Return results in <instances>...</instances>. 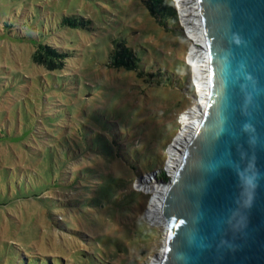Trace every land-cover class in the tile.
Masks as SVG:
<instances>
[{
	"label": "rangeland",
	"instance_id": "1",
	"mask_svg": "<svg viewBox=\"0 0 264 264\" xmlns=\"http://www.w3.org/2000/svg\"><path fill=\"white\" fill-rule=\"evenodd\" d=\"M122 4L119 0H0V127L10 128L12 135L18 125L30 127L46 121L49 114L55 122L60 117L77 123L76 128L86 125L106 132L113 121L126 133L129 123L133 130L129 137L136 138V145L149 157L153 146L163 145L177 133L180 115L197 96L191 69L188 66L186 77L181 61L192 44L187 29L182 27L183 35L179 34L177 24H161L144 9ZM73 14L89 17L92 25L60 24ZM129 32L137 54L147 55L139 70L131 73L109 64L112 46ZM38 41L72 51L67 72L48 73L32 61ZM149 72L158 78L152 84L147 83ZM38 126L44 138L46 130ZM124 142L128 151L132 149ZM127 147L89 148L72 164L68 176L77 182L76 172H81L77 182L81 189L54 191L52 186L44 192L71 197L74 204L51 207L46 201L15 195L2 201L0 193V264H151L164 243L165 230L146 218L152 196L136 186L150 178L167 180L160 169L136 173L133 179L127 158L134 154H124ZM0 157L14 165L32 166L36 160L32 151L15 143L0 142ZM92 172L111 179L106 184L109 196L86 194L84 185H94L89 191L101 187L84 178ZM10 173L15 177L18 170ZM0 179L4 189L6 180ZM21 186L27 189L29 184Z\"/></svg>",
	"mask_w": 264,
	"mask_h": 264
},
{
	"label": "water",
	"instance_id": "2",
	"mask_svg": "<svg viewBox=\"0 0 264 264\" xmlns=\"http://www.w3.org/2000/svg\"><path fill=\"white\" fill-rule=\"evenodd\" d=\"M197 2L208 99L166 181L161 264H264V0Z\"/></svg>",
	"mask_w": 264,
	"mask_h": 264
},
{
	"label": "trees",
	"instance_id": "3",
	"mask_svg": "<svg viewBox=\"0 0 264 264\" xmlns=\"http://www.w3.org/2000/svg\"><path fill=\"white\" fill-rule=\"evenodd\" d=\"M119 1L123 3L122 5L126 4V7L128 6L129 9H132L134 7L144 9L161 24L168 25L167 22L169 21L177 24V27H174L175 30L179 34L183 35V32L181 30L182 28L178 22L173 0ZM60 24L71 26L84 25L90 27L92 25V20L89 17L79 18L78 15L73 14L69 17H63L60 21ZM130 29L129 31H131ZM110 53L112 58L109 61V64L114 65L117 68H121L129 73L138 71L139 66L143 63V60L147 61L146 54H137L133 42V35L131 34V32L128 33V36L127 38H125V40H122L117 44L114 43ZM72 55V51L68 48H64L46 41H38V43L34 45V50L32 51L31 58L34 63L42 65L48 73H53L56 71L64 74L65 72H67V68H69L68 59ZM181 61L182 64L186 67V70L184 71L185 76L188 77V65L185 63L184 59H182ZM159 73H161V70L158 71V74ZM149 75L150 76H148L147 83L152 84L156 80H158L154 72H149ZM175 84L177 86H181L180 80L175 79ZM190 90L193 91V88H191ZM51 116L52 115L49 114L46 117V121H38L32 126L29 125L30 127L23 125V127L20 128V126L18 125L13 129L12 135L9 132L11 130L10 128L2 126L0 127L1 143H15L17 148H26L32 151L36 157V162L33 161L34 164L32 166L29 164L27 165L24 162L22 163V165H14L12 162L9 163V158L4 157L3 159L2 157H0V176H2L3 179L6 180L7 184L4 189L0 188L2 201L9 200L15 195L14 197L17 198L30 197L42 202L46 201L51 207L62 206L65 204H74L71 197L63 198L58 195H48L44 192L50 190L52 186H56L53 189L54 191H78L79 189H81V187L77 184L79 178L82 176L81 172H76L75 177L77 178V182L72 181L68 177L72 173L71 166L75 161H77L78 157H80V155L89 148L92 150L100 151L101 147L106 146L109 147V149H111L112 151L114 144H117L124 149V147H127L124 141H128L129 144H132V149L128 151V147L127 149L125 148L126 150L124 154H127L128 152H132L134 154L133 156L131 155L127 158L128 162L131 164L130 170L132 171L133 179L136 178V173L141 174L156 169H160L159 174L164 180L168 179V176L165 175L164 171L162 170V166L165 161L164 155H166L165 151L163 153V150L167 148L171 138L176 133V130L171 137H168L164 141L163 145L153 146L151 156L149 157L148 155L146 156L145 151L140 146L136 145V138L131 139L129 137L130 131L133 132L129 123L125 125V128L127 130L126 133H123L122 128L113 121L110 132H106L100 128L94 129L86 125L80 128H76L75 125L77 123H71L67 119L61 120L59 119L60 117L57 118V122H55L54 120H52ZM172 123L177 124V121L173 120ZM39 124L43 125V129L46 130V135L44 138L40 134L43 132H39ZM37 142L41 143V145L36 146L35 143ZM5 159L7 160L4 162ZM55 164H57V167L55 166ZM14 169H17L18 173L15 177L11 178L10 176L12 175V173H10V171H14ZM84 178H90L88 182L95 183V185H101L99 189L91 191H89V189L94 185L83 186L86 187V190H88L86 191V194L91 193L92 198L94 197L100 199V197L102 196L110 195L108 192L109 185H106L109 183V181H111L109 177L106 178L104 175L92 172L90 176H86ZM10 179L12 181H10ZM132 182L133 180H131V184ZM27 183L30 187L28 186L27 189H23L21 185L23 184L26 186ZM11 184L15 189V191L13 190V192L11 191ZM131 189L140 192L133 187ZM144 195V199H146V194L144 193ZM98 201L100 200H97V204H99ZM142 223L146 226L144 222ZM142 253H146V248L142 249ZM5 257L6 256H4V258Z\"/></svg>",
	"mask_w": 264,
	"mask_h": 264
},
{
	"label": "bare ground",
	"instance_id": "4",
	"mask_svg": "<svg viewBox=\"0 0 264 264\" xmlns=\"http://www.w3.org/2000/svg\"><path fill=\"white\" fill-rule=\"evenodd\" d=\"M182 11V21L187 29L188 37L192 41L188 50V60L192 67V74L197 85V96L192 106L181 116V126L170 142L166 169L173 176L183 157V150L194 133L203 114V108L208 99V51L206 48L205 36L202 29V22L199 16L197 0H177ZM167 182L150 178L145 183H137L136 188L149 193L151 200L146 207V218L152 224L167 228V220L162 213V198L167 189ZM164 239V238H163ZM157 255L151 264H161L165 244L158 248Z\"/></svg>",
	"mask_w": 264,
	"mask_h": 264
},
{
	"label": "built area",
	"instance_id": "5",
	"mask_svg": "<svg viewBox=\"0 0 264 264\" xmlns=\"http://www.w3.org/2000/svg\"><path fill=\"white\" fill-rule=\"evenodd\" d=\"M173 2H174V8H175V11H176V14H177V18H178V22H179V25L181 26V28L183 27L184 29H185V25H184V23H183V21H182V11H181V8H180V6L178 5V2H177V0H173ZM197 7H198V2H197ZM198 10H199V8H198ZM199 16H200V13H199ZM186 32H187V30H186ZM187 35H188V32H187ZM192 45V44H191ZM185 62H186V64L190 67V69H191V72L193 71L192 70V67H191V65H190V63H189V60H188V51H187V53H186V57H185ZM192 84H193V86H194V89H195V92H196V94H197V85H196V83H195V81H194V77H193V74H192ZM189 107H187L183 112H182V114L188 109ZM182 114L180 115V117H179V126H181V116H182ZM179 130V129H178ZM178 132V131H177ZM177 134V133H176ZM175 137V136H174ZM174 137H173V139H174ZM168 148H169V145L167 146V150H168ZM165 154L167 155V157H168V151H167V153L165 152ZM166 162H167V159H165V161H164V167H163V171L164 172H166V174H168L167 176H169V177H172V175L170 174V172H169V170L168 169H166ZM160 171V170H159ZM168 177V178H169ZM153 257L155 258V256L153 255Z\"/></svg>",
	"mask_w": 264,
	"mask_h": 264
}]
</instances>
